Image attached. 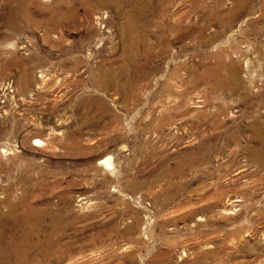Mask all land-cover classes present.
I'll use <instances>...</instances> for the list:
<instances>
[{"label": "rangeland", "instance_id": "rangeland-1", "mask_svg": "<svg viewBox=\"0 0 264 264\" xmlns=\"http://www.w3.org/2000/svg\"><path fill=\"white\" fill-rule=\"evenodd\" d=\"M0 228L28 264H264V0H0Z\"/></svg>", "mask_w": 264, "mask_h": 264}, {"label": "bare ground", "instance_id": "bare-ground-1", "mask_svg": "<svg viewBox=\"0 0 264 264\" xmlns=\"http://www.w3.org/2000/svg\"><path fill=\"white\" fill-rule=\"evenodd\" d=\"M118 1V0H116ZM23 2V1H22ZM21 8V7H20ZM19 9V8H18ZM17 10V9H16ZM26 10V9H25ZM28 13V12H27ZM26 14V13H25ZM16 15V14H15ZM18 15V13H17ZM22 18V17H21ZM24 21V20H23ZM13 23V22H12ZM23 24V23H22ZM16 25V24H15ZM14 25V26H15ZM13 27V26H12ZM262 132V130H261ZM38 143V146L41 145L43 142L40 140L36 141ZM43 145V144H42ZM111 159H106L103 163L105 166H112ZM9 205V204H8ZM10 210V215L11 217H16L15 214L13 215L12 213L15 212V209L13 210V206L9 205L8 206ZM17 210V209H16ZM25 216V215H24ZM18 218V217H17ZM25 220V219H24ZM17 221V220H16ZM19 221V220H18ZM21 221V220H20ZM27 222V221H26ZM22 225V224H21ZM33 227V226H30ZM1 229V228H0ZM33 229V228H32ZM30 230V229H29ZM4 228L1 229V234L4 233ZM33 231V230H32ZM35 240V237L31 235V231L27 232L23 240L20 241H10V244L8 247L14 251V255L10 256L9 254L7 255L6 253H2L0 256V264H28L27 259H29V255L31 254L32 251L35 249L40 248L43 243L41 240H36V242H33ZM5 242V241H4ZM46 245V244H45ZM49 247V246H48ZM48 249V248H47ZM42 251V250H41Z\"/></svg>", "mask_w": 264, "mask_h": 264}]
</instances>
